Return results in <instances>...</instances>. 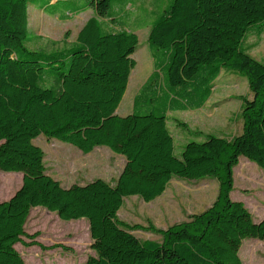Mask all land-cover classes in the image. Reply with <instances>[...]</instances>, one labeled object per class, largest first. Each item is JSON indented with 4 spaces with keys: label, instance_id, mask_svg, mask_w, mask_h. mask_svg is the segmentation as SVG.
<instances>
[{
    "label": "trees",
    "instance_id": "1",
    "mask_svg": "<svg viewBox=\"0 0 264 264\" xmlns=\"http://www.w3.org/2000/svg\"><path fill=\"white\" fill-rule=\"evenodd\" d=\"M131 1L83 0L94 15L70 46L48 51L28 45L34 40L29 0H0V170L22 174L21 185L0 201V264H27L15 246L38 243L23 239L36 236L25 223L38 206L64 220H87L96 255L81 264H241L243 239H264V216L255 219L230 197L241 155L264 169V62L242 45L251 26L264 32V0H156L162 7L146 40L154 69L142 86L164 77L176 90L162 96L160 109L145 112L135 111L137 93L131 111L119 115L139 40L110 22ZM57 2L73 9L68 0ZM223 68L244 75L252 92L244 98L241 131L194 134L176 154L168 111L203 107ZM40 134L84 153L107 146L125 157L124 166L113 184L97 177L63 186L47 173L44 151L33 142ZM173 176L217 178L218 196L186 220L150 225L159 239H140L131 231L139 225L118 218L124 197L150 201Z\"/></svg>",
    "mask_w": 264,
    "mask_h": 264
},
{
    "label": "rangeland",
    "instance_id": "2",
    "mask_svg": "<svg viewBox=\"0 0 264 264\" xmlns=\"http://www.w3.org/2000/svg\"><path fill=\"white\" fill-rule=\"evenodd\" d=\"M82 16L78 15L79 19ZM27 18L31 31L35 29L42 37L39 42L30 43L33 46L44 45L48 40L69 44L75 39L82 23L77 17L60 21L57 17L43 14L34 5L28 7ZM255 26L250 27L253 31H247L242 45L249 47V53L264 62V32L258 34L254 31ZM134 29L140 45L131 54L136 64L130 71L126 90L117 108L119 115L131 111L137 93L135 111L145 112L160 109L163 106L162 96L176 90L164 77H158L153 85L142 86L154 69L153 59L147 48L148 28ZM161 56L162 53L156 55V58ZM158 72L161 74L160 70ZM210 93L207 103L198 110L168 111L167 124L174 137L176 154L188 140L197 139L194 134H200V137L210 133L231 137L241 131L244 98L252 96L246 77L237 71L223 68L213 81ZM33 142L44 151L47 173L63 186L74 182L86 183L97 177L113 184L125 163L122 154L104 145H97L92 151L84 153L73 144L43 134L35 137ZM21 180V172L0 170V201L8 199L21 185ZM219 187L217 178L206 176L187 179L173 176L163 193L150 201L138 195L125 196L117 212L118 218L124 223L139 225L131 231L140 239H159V235L150 230V225L166 228L206 210L217 198ZM230 197L242 202L255 219L263 217L264 169L241 155L233 167ZM25 230L31 234L36 233L32 238L24 237L26 242H38L16 244V249L27 264H81L96 255L90 247L92 240L85 218L64 220L55 212L38 206L30 210ZM239 255L241 264H264V239L244 238Z\"/></svg>",
    "mask_w": 264,
    "mask_h": 264
},
{
    "label": "crops",
    "instance_id": "3",
    "mask_svg": "<svg viewBox=\"0 0 264 264\" xmlns=\"http://www.w3.org/2000/svg\"><path fill=\"white\" fill-rule=\"evenodd\" d=\"M45 1L46 0H29V2L27 4V9L30 5H34L43 14L46 13V15H48V16H51L54 18L57 17V19H59L60 21L61 20L68 21V20H72V18L75 19V17H77L78 20H82V23H81L79 29L84 24V22L90 16L94 15V13H95L93 8L87 6L86 2L82 3L83 0H68V1H70L72 8H73L69 12L66 11V9L57 7V3H58L57 0H49V2L53 3L52 5H49V4L44 5ZM147 1L148 2H145V0H134L131 2H127V4L124 5L123 9L121 10L122 12H124L125 15L119 17L117 23L110 22V25L112 24V26L114 28H117V29L124 28V29L130 30V31H133L135 33H136V31L134 29L135 27L136 28L137 27H145V28H148V30H149L150 25L152 24V22L155 20V18L157 16L156 12H158V9L160 7H162V4H160V2L159 1L157 2L156 0H147ZM118 9L119 8H115V10H118ZM80 14L83 15L81 19H79V17H78V15H80ZM28 27H29V23H28ZM29 29H30V27H29ZM79 29H78V31H79ZM78 31H77V33H78ZM32 32L34 34V40L31 41L30 43L39 42L40 40H42L41 35L37 34L35 29ZM77 33H76V36H77ZM74 40L69 44H64V42L60 43L58 40H56V41L48 40V41H46V43L44 45L33 46L30 43L28 45L32 48L45 49V50L51 51L54 49L68 47L74 42ZM194 110H198V109H193V111ZM116 112H117V110H116Z\"/></svg>",
    "mask_w": 264,
    "mask_h": 264
}]
</instances>
